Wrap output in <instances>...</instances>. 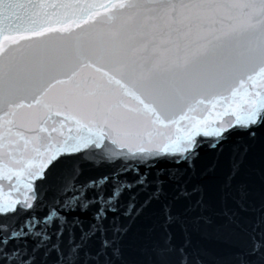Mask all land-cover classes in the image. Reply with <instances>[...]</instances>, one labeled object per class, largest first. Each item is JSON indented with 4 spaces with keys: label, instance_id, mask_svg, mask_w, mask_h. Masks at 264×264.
I'll return each mask as SVG.
<instances>
[{
    "label": "snow or ice",
    "instance_id": "obj_1",
    "mask_svg": "<svg viewBox=\"0 0 264 264\" xmlns=\"http://www.w3.org/2000/svg\"><path fill=\"white\" fill-rule=\"evenodd\" d=\"M210 235L264 264V0H0V264H207Z\"/></svg>",
    "mask_w": 264,
    "mask_h": 264
},
{
    "label": "water",
    "instance_id": "obj_2",
    "mask_svg": "<svg viewBox=\"0 0 264 264\" xmlns=\"http://www.w3.org/2000/svg\"><path fill=\"white\" fill-rule=\"evenodd\" d=\"M260 168L261 147L259 143H257L256 147L250 152L249 157L246 160L245 168L242 170V177L246 178L251 176L258 187ZM196 241H198L200 246L208 253V255L205 257L207 264H211L215 258L224 254L226 245L211 235L206 238L194 236V242Z\"/></svg>",
    "mask_w": 264,
    "mask_h": 264
}]
</instances>
